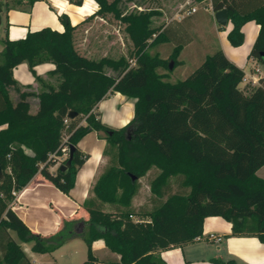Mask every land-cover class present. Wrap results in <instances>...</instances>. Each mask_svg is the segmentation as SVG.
I'll use <instances>...</instances> for the list:
<instances>
[{
	"label": "trees",
	"instance_id": "1",
	"mask_svg": "<svg viewBox=\"0 0 264 264\" xmlns=\"http://www.w3.org/2000/svg\"><path fill=\"white\" fill-rule=\"evenodd\" d=\"M35 1L28 0L30 5ZM95 1V14L113 11L120 18L119 0ZM211 5L215 12L227 10L232 24L227 38L233 46L244 43L246 22L260 25L248 56L264 63V0H211ZM5 8L10 9L8 3ZM152 14L122 18L134 43V65L127 59L94 60L79 54L73 42L76 25L66 13L59 15L63 31L43 27L10 39L6 27L0 63V264H32L11 231L41 253L78 234L68 225L55 235L41 236L11 202L13 190L26 187L38 172L69 194L89 156L78 143L93 130L106 139L103 154L112 153L108 167L97 175L93 196L83 203L89 213L83 264H104L92 249L99 239L120 256L111 264H167L159 252L201 239L204 220L213 215L230 221L233 235L257 236L264 242V178L257 174L264 166V78L241 87L245 71L218 49L186 78L165 80L155 69L169 68V60L149 52L157 36L165 37L161 27H151ZM22 62L32 71L52 62L51 72L60 76L56 87L48 85L36 94V112L29 101L34 93L22 91L13 74ZM106 66L118 74H108ZM12 89L19 92L16 102ZM110 92L135 99L134 117L119 129L105 125L94 111ZM64 146L74 150L71 159L69 151L60 162ZM152 169L157 173L150 184L151 205L136 209L132 200L140 179ZM216 262L237 264L233 259Z\"/></svg>",
	"mask_w": 264,
	"mask_h": 264
},
{
	"label": "crops",
	"instance_id": "2",
	"mask_svg": "<svg viewBox=\"0 0 264 264\" xmlns=\"http://www.w3.org/2000/svg\"><path fill=\"white\" fill-rule=\"evenodd\" d=\"M203 2L204 6L197 8L195 12L179 17H176L177 15L170 17L168 6L158 9L161 11L159 18L163 21L161 31L165 35V43L174 50L180 47L178 54L180 66L196 64L198 67L207 55L221 49L245 73H254V69L258 67L264 75V63L248 56L259 34L260 25L254 20L246 22L242 27L244 43L240 46H233L227 38L232 28L231 22L228 20L226 25H221L215 18L211 0H203ZM6 3L10 6L8 11L5 8ZM85 4L90 6V12L79 9ZM0 5L3 9L0 24V54L3 49L2 41L6 36V27L10 39L23 38L29 31H36L43 27L63 31L64 26L59 20V15L66 13L72 24L76 25L74 31V36H76V31L81 28H84L83 33L87 32L89 27L86 24L87 20L95 14L98 8L95 0H83L82 5L73 4L69 0H36L32 5L28 0H0ZM85 40L89 42V36H85ZM74 43L76 44L75 39ZM54 69L55 64L52 62L36 65L35 72L26 62L18 64L13 69L14 77L24 86L21 90L34 93L29 97L31 112H36L39 106V99L36 95L40 92L37 76L45 79ZM10 95L16 102L19 92L12 89ZM32 97L33 102L30 100ZM95 112L99 114L105 125L119 129L134 117L135 99L120 92H110L98 103ZM78 146L89 156L77 172L75 184L69 194L62 192L52 181L38 172L26 187L18 191L15 201L11 204L12 209L29 228L41 236L55 235L68 225H71L75 231L81 222L84 224V230L67 238L65 242L83 238L86 231L89 213L83 203L91 196L93 183L103 164L106 139L103 137V132L93 130L80 139ZM58 165L50 166V171L54 172ZM260 170H262L261 173H259ZM257 174L264 178V166L257 171ZM10 233L13 236L12 232ZM210 234L220 239L212 238ZM18 242L32 264H42L39 259L45 256L44 253L34 251L32 242L21 240ZM92 249L96 256L99 255L106 250L105 242L102 239L94 241ZM159 253L167 264H217V259H233L237 264H264V242L257 236L233 235L232 223L218 215L205 218L201 239L183 246L161 250ZM45 257L49 258L48 264L59 263L51 257ZM103 263L111 264L105 261Z\"/></svg>",
	"mask_w": 264,
	"mask_h": 264
},
{
	"label": "rangeland",
	"instance_id": "3",
	"mask_svg": "<svg viewBox=\"0 0 264 264\" xmlns=\"http://www.w3.org/2000/svg\"><path fill=\"white\" fill-rule=\"evenodd\" d=\"M112 1L113 0H108V2ZM13 4L15 5L16 3L14 2ZM167 6L169 7L170 17H175L176 15V17H179L187 15V11L193 7H195L197 10V8L204 6V2L203 0H119L116 8L119 11L120 18L116 17L113 11H108L105 14H94L93 16H90L86 23L89 26L87 28V32L83 33L84 28H81L76 31V36H74L73 34V42L74 39L76 40V44L74 43V47L79 54L89 59H127L131 63V65H134L135 58L131 56L135 51L134 43L131 40L128 31L126 30L128 22L123 20L122 18L131 14L138 15L140 13H147L149 11H152L153 14L151 16V27L160 28L163 21L161 18H159L161 11L158 9L161 7L167 8ZM85 36H89V42L85 40ZM165 42V37L157 36V39L150 45L149 52L152 55H158L162 59H168L169 64L173 62L172 68L170 67V65L169 68L160 66L156 67L155 70L158 73L163 74L165 80H168L170 82H177L186 78V76H188L196 68V64L180 66L181 62L178 58L179 50L175 52V50ZM2 60V54H0V61ZM105 70L112 76H116L118 74V71L108 66L105 67ZM37 80L39 83V90L41 91L47 89L48 85H53L54 87H56L60 82V76L59 74L51 72L49 76H47V78L44 79L41 77ZM247 83V80L243 79L240 85L241 87H244ZM20 85V89H22V87L24 86L22 83H20ZM30 100H32L33 102L34 98L32 97ZM110 151L104 155L103 164L98 175H100L111 162L112 151ZM65 158V155H63V157H61L59 161L62 162ZM261 171L262 170H260L259 173H261ZM156 173L157 170L152 169L140 179L141 187L132 200V204L136 209L143 205L146 207H150L151 199L154 197L150 189V184L152 179L156 176ZM94 184L95 182L93 183V186ZM93 193L94 192L91 189L92 196ZM11 232L13 234V237L17 241H20L16 232ZM44 254L45 256L51 257L52 259L58 261L60 264H82L87 259L88 246L85 240L80 237L67 241L52 252H46ZM45 256H41L39 259L42 264H48L49 258ZM97 257L100 262H115L119 261L120 259V256L117 253L111 252L107 247L106 250L99 253Z\"/></svg>",
	"mask_w": 264,
	"mask_h": 264
},
{
	"label": "built area",
	"instance_id": "4",
	"mask_svg": "<svg viewBox=\"0 0 264 264\" xmlns=\"http://www.w3.org/2000/svg\"><path fill=\"white\" fill-rule=\"evenodd\" d=\"M195 11H196V8L193 7L190 10L187 11V14H190V13L195 12ZM254 70H255L254 73H245L244 80H247L248 83H253V84L256 85V84L260 83V79L264 78V75H262L260 68L256 67ZM62 150L64 152L63 155H65V157H67L69 155V151H70L69 147L68 146H64L62 148ZM17 194H18V191L13 190V195L15 196V198L17 197ZM14 201H15V199L11 202V204ZM210 237L216 238L218 240L220 239V237H216L214 234H210ZM38 264H40V263H38Z\"/></svg>",
	"mask_w": 264,
	"mask_h": 264
},
{
	"label": "water",
	"instance_id": "5",
	"mask_svg": "<svg viewBox=\"0 0 264 264\" xmlns=\"http://www.w3.org/2000/svg\"><path fill=\"white\" fill-rule=\"evenodd\" d=\"M3 9L0 5V24H1V13H2ZM215 18L216 20L221 24V25H226L228 22V13L226 9H221L219 11L215 12ZM170 67H173V62H171ZM76 112H71L70 116L73 117L75 116ZM73 150H74V146H71V151H70V159L72 158V154H73ZM62 168L64 169L65 166H62ZM2 171H1V167H0V175H1ZM133 179H135V177L133 176ZM84 230V224L83 222H81L79 224V226H77L75 228V232H77L78 234L81 233Z\"/></svg>",
	"mask_w": 264,
	"mask_h": 264
},
{
	"label": "bare ground",
	"instance_id": "6",
	"mask_svg": "<svg viewBox=\"0 0 264 264\" xmlns=\"http://www.w3.org/2000/svg\"><path fill=\"white\" fill-rule=\"evenodd\" d=\"M79 9L81 11H84V12H90L91 11L90 6L88 4H85L84 6L80 7Z\"/></svg>",
	"mask_w": 264,
	"mask_h": 264
}]
</instances>
